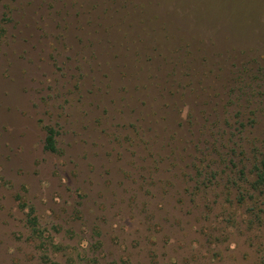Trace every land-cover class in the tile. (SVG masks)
Listing matches in <instances>:
<instances>
[{
    "label": "rangeland",
    "instance_id": "rangeland-1",
    "mask_svg": "<svg viewBox=\"0 0 264 264\" xmlns=\"http://www.w3.org/2000/svg\"><path fill=\"white\" fill-rule=\"evenodd\" d=\"M263 155L264 0H0V264H264Z\"/></svg>",
    "mask_w": 264,
    "mask_h": 264
},
{
    "label": "trees",
    "instance_id": "trees-1",
    "mask_svg": "<svg viewBox=\"0 0 264 264\" xmlns=\"http://www.w3.org/2000/svg\"><path fill=\"white\" fill-rule=\"evenodd\" d=\"M150 3H152V1H150ZM150 3H147L148 6L150 5ZM147 4H145V8L147 7ZM138 6L140 7V4H138ZM204 12H208L206 8L204 9ZM140 15H145L143 6L141 7ZM216 24L217 22L214 23V25ZM214 25H204V26L212 28L214 27ZM208 39H213V38L209 37ZM47 130L48 131H47V137H46V149L49 150L50 152H56L57 151V148H56L57 143H56V138H55L56 131L53 128H48ZM257 152H259V149L257 150ZM248 174L249 176H251L252 179L251 181L249 180L250 177L249 179H246L247 187L246 189H243L241 193H239V196H240L239 201L246 200V198L249 196L250 197L249 199L252 200L251 202L253 204H256L258 199L261 197V195L262 194L264 195V155L261 161L253 165V169L249 171ZM255 192L258 194H256ZM30 224L35 228L37 224L36 220L30 219Z\"/></svg>",
    "mask_w": 264,
    "mask_h": 264
}]
</instances>
